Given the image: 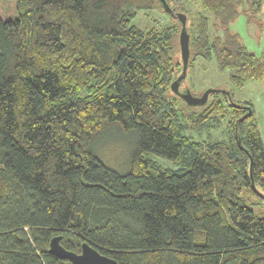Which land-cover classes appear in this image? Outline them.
Listing matches in <instances>:
<instances>
[{"label": "trees", "instance_id": "trees-1", "mask_svg": "<svg viewBox=\"0 0 264 264\" xmlns=\"http://www.w3.org/2000/svg\"><path fill=\"white\" fill-rule=\"evenodd\" d=\"M167 2L186 16V70L214 59L233 89L264 76V57L230 29L241 12L262 20L264 0ZM16 10L0 17V264H73L49 251L55 235L119 264H264L253 103L222 89L190 106L171 90L177 17L158 0H16ZM152 10L167 21L140 27ZM221 121L222 139L185 133ZM109 130L133 139L124 173L94 151Z\"/></svg>", "mask_w": 264, "mask_h": 264}, {"label": "rangeland", "instance_id": "rangeland-1", "mask_svg": "<svg viewBox=\"0 0 264 264\" xmlns=\"http://www.w3.org/2000/svg\"><path fill=\"white\" fill-rule=\"evenodd\" d=\"M16 14V0H0V17L2 20L13 18ZM157 14L158 11L155 10L150 11L147 15L141 13L136 18V21L140 27L146 25L157 27L167 21V18ZM153 17H157L158 21L154 20ZM259 17H262V20H259V22L254 20L248 22L247 16L241 12L231 23L230 29L238 33L241 43L248 50L252 51L258 57H264V6ZM178 36L174 55L176 61L181 60ZM187 71V77L181 81L180 91L190 87L192 91L198 94L208 88L231 89L233 90L235 101L250 100L255 109L258 129L264 144V76L256 80H249L240 89H233L228 80L230 70L220 69L214 59L209 63L198 59L190 65ZM114 131L109 130L101 135L95 143L94 151L106 166L119 173H124L129 167V154L133 146V139L130 135H120ZM185 133L193 140L206 141L226 137L227 130L225 121H221L217 126L214 125L207 130L196 131L191 128H186ZM117 134L119 136H116ZM150 156L160 162L164 167L176 168L175 165L164 158L154 154ZM252 206L257 214L264 216V202Z\"/></svg>", "mask_w": 264, "mask_h": 264}, {"label": "water", "instance_id": "water-1", "mask_svg": "<svg viewBox=\"0 0 264 264\" xmlns=\"http://www.w3.org/2000/svg\"><path fill=\"white\" fill-rule=\"evenodd\" d=\"M163 9L170 15H174L181 23L179 32V47L182 61V73L171 82V90L179 95L188 105L196 106L202 105L206 102L210 92L223 91L219 88L205 89L201 95H193L191 91L186 88L183 91L179 90L180 80L186 75V68L189 58V33L186 30V16L182 12H173L167 0H158ZM60 236L55 235L49 241V251L59 258L69 259L73 264H119L115 259L100 253L96 248L87 243H81L80 251L74 252L66 249L60 243Z\"/></svg>", "mask_w": 264, "mask_h": 264}]
</instances>
